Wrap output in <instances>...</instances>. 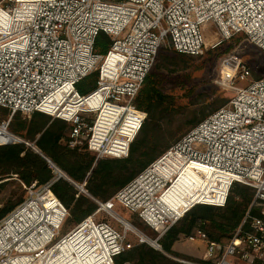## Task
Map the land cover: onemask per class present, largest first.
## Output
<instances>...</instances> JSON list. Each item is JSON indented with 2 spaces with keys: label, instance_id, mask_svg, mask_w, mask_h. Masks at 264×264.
I'll return each mask as SVG.
<instances>
[{
  "label": "built area",
  "instance_id": "1",
  "mask_svg": "<svg viewBox=\"0 0 264 264\" xmlns=\"http://www.w3.org/2000/svg\"><path fill=\"white\" fill-rule=\"evenodd\" d=\"M208 22L223 38L245 33L264 49V0H0V106L65 120L67 145L86 146L96 160L127 157L146 119L135 98L160 48L203 53ZM101 32L111 38L105 53L96 51ZM94 74L95 87L79 92L76 84ZM250 77V68L241 65L230 84ZM8 125L4 120L0 129L9 133ZM51 166L55 178L22 183L26 196L0 218V264H137L120 257L137 243L158 244L197 204L224 206L234 183L254 195L230 239L210 240L202 222L186 238L202 241L203 259L212 264H264V75L238 89L110 199L90 196L86 180L73 182L97 208L63 234L69 209L52 190L60 175ZM113 201L150 227L162 226L158 237L126 220Z\"/></svg>",
  "mask_w": 264,
  "mask_h": 264
},
{
  "label": "trees",
  "instance_id": "2",
  "mask_svg": "<svg viewBox=\"0 0 264 264\" xmlns=\"http://www.w3.org/2000/svg\"><path fill=\"white\" fill-rule=\"evenodd\" d=\"M110 43L111 38L101 32L96 40V49L106 51ZM161 49L157 56L161 55L162 63L159 66L153 65L154 68L146 75L135 98V106L145 111L147 116L127 157L96 160L95 154L86 149V146L78 149L67 145L70 125L65 120L38 111L32 113L31 118L23 120L19 118L21 112L13 114L9 123L10 130L24 141L0 144V194L7 186H15L0 198V218L24 199L26 190L22 183L30 185L36 181L42 185L55 178L51 163L76 183L86 180L85 188L90 196L107 200L169 147L167 143L163 146L158 144L161 122L173 113L176 102L175 94L166 91L168 72L164 68L168 67L167 63L186 59L187 54H172L175 52ZM217 107L218 105L214 108ZM206 116L204 112L201 116H193L186 122L187 127L192 128ZM26 141L34 143V146ZM52 190L69 209L66 222L77 223L97 208L89 195L79 192L66 178H57ZM253 195L251 187L234 183L224 206L197 204L188 210L159 239L162 250L141 242L124 253L120 259L131 260L137 264H186L174 260L172 255L187 258L196 264H212L210 260L187 257L174 251V242L180 234H190L199 222H203L209 239L223 244L242 221ZM256 212L252 207L250 213Z\"/></svg>",
  "mask_w": 264,
  "mask_h": 264
},
{
  "label": "rangeland",
  "instance_id": "3",
  "mask_svg": "<svg viewBox=\"0 0 264 264\" xmlns=\"http://www.w3.org/2000/svg\"><path fill=\"white\" fill-rule=\"evenodd\" d=\"M204 33L205 43L203 53L199 55L187 54L185 57L186 59H178L171 64L167 63L168 67L164 68V70L168 72L166 91L175 94L176 102L173 113L161 122L162 129L158 140L160 146L166 143L170 146L187 133L191 129L186 125V122L190 118L193 116H201L203 112L208 115L215 111L228 102L238 89L246 86L250 80L260 78L264 75V49L254 44L245 33H237L231 37L223 38L219 29L212 24V22L205 24ZM161 48V50L168 49L171 52H175L172 54H176L177 52L169 46H162ZM96 51L105 53L103 49H96ZM161 63L160 55L156 57L154 66H159ZM241 65H247L250 68L251 77L248 80H243L237 84L231 85L230 80L236 75ZM96 79L97 75L95 74L88 76L77 83L76 88L79 92L86 93L95 87ZM216 105H218V107L214 108ZM14 113L16 112H12L10 109L0 106V123L4 120L10 123ZM19 118L22 120L29 119L31 115L20 113ZM8 131L10 134L0 129V141L3 143L24 141L23 138L10 130L9 125ZM26 142L34 146V143ZM55 174L57 175V173ZM65 175L67 180L72 183L74 182L67 174ZM13 188H15V186H7L3 193L0 194V198L8 194ZM182 188V185L179 184L175 191H180ZM26 194L27 190L25 196ZM113 206L116 212L150 238L156 239L158 237L163 228L162 226L158 228L150 227L138 217L137 213L117 201H113ZM105 215L106 214L102 213L100 216L103 217ZM107 219L115 223L111 218L107 217ZM74 224L75 223L69 221L65 222L61 229V233H65ZM203 226L204 223L202 224V227ZM207 227L210 229L209 225ZM131 239L136 243L140 240V238L135 235L132 236ZM228 240H225L223 243H226ZM145 243L151 245L148 242ZM173 250L181 254L184 253L183 255L187 257L199 258L197 255L202 254V251L205 250V244L199 240L189 241L186 235L180 234L174 242ZM171 257L177 261H179L178 259L189 260L179 256L171 255ZM234 261L237 262L236 259H234Z\"/></svg>",
  "mask_w": 264,
  "mask_h": 264
},
{
  "label": "water",
  "instance_id": "4",
  "mask_svg": "<svg viewBox=\"0 0 264 264\" xmlns=\"http://www.w3.org/2000/svg\"><path fill=\"white\" fill-rule=\"evenodd\" d=\"M47 160H48L49 162H51L48 158H47ZM58 172H59L60 177L67 178L66 175H65V173H64L63 171H61L59 168H58ZM150 244H151L152 246H154V247H157V246H158V244H157V242H156L155 240H153L152 242H150Z\"/></svg>",
  "mask_w": 264,
  "mask_h": 264
},
{
  "label": "crops",
  "instance_id": "5",
  "mask_svg": "<svg viewBox=\"0 0 264 264\" xmlns=\"http://www.w3.org/2000/svg\"><path fill=\"white\" fill-rule=\"evenodd\" d=\"M172 248L174 249V244H173ZM203 253H204V250L202 251V254L197 255V257L203 259ZM183 254H184V253H183ZM236 264H249V263L244 262V261H239V260H237Z\"/></svg>",
  "mask_w": 264,
  "mask_h": 264
},
{
  "label": "bare ground",
  "instance_id": "6",
  "mask_svg": "<svg viewBox=\"0 0 264 264\" xmlns=\"http://www.w3.org/2000/svg\"><path fill=\"white\" fill-rule=\"evenodd\" d=\"M147 241H149V239H147ZM150 242H152V241H150Z\"/></svg>",
  "mask_w": 264,
  "mask_h": 264
}]
</instances>
